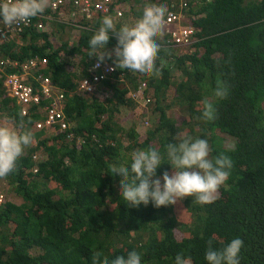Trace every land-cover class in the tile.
Here are the masks:
<instances>
[{
	"label": "trees",
	"instance_id": "obj_1",
	"mask_svg": "<svg viewBox=\"0 0 264 264\" xmlns=\"http://www.w3.org/2000/svg\"><path fill=\"white\" fill-rule=\"evenodd\" d=\"M171 1L193 32L178 45L165 24L157 40L161 75L116 68L113 52L105 59L114 71L90 96L77 90L79 80L93 82L91 66L99 60L88 55L90 38L105 16L117 30L133 25L142 0H126L124 10L113 0L107 12L82 18L72 13L71 2L49 6L39 21L52 29H38L34 17L30 27L15 29L14 38L0 43V124L12 122L33 135L17 170L0 179V264H93L97 252L111 262L131 251L141 264H175L177 254L208 264L209 241L222 249L234 238L244 241L240 264H264V0ZM119 9L123 15L116 18ZM116 44L110 33L106 51ZM31 60L33 70L25 65ZM15 72L39 93L26 114H20L26 103L8 96L4 85L5 75ZM47 75L51 97L41 93L39 76ZM218 81L228 89L225 99L214 95ZM139 91L145 106L132 96ZM54 97L68 127L36 130ZM205 99L217 109L214 121L202 117ZM148 114L154 121L144 125L142 115ZM176 136L206 139L210 159L224 154L233 161L218 199L128 206L122 178L110 165L130 168L134 152L155 148L165 159L154 177L162 182L163 172L173 171L166 147L178 143ZM37 155L45 160L34 161Z\"/></svg>",
	"mask_w": 264,
	"mask_h": 264
},
{
	"label": "clouds",
	"instance_id": "obj_2",
	"mask_svg": "<svg viewBox=\"0 0 264 264\" xmlns=\"http://www.w3.org/2000/svg\"><path fill=\"white\" fill-rule=\"evenodd\" d=\"M102 2V7L98 8L95 2ZM113 0H88L75 2V0H0V28L3 36L0 34V43L5 39L14 38L15 29L21 30L24 26L32 25V18L38 19L36 27L51 28L50 25H42L39 21V15L47 7L55 8L62 3L71 2L74 6L72 13L88 16L92 12H107L109 4ZM138 3L142 15H139L133 25L124 24L118 30L111 16H105L102 24L89 40L90 52L88 55L96 56L99 60L92 63L93 82L88 79L78 81L77 90L90 96L94 87L102 84L114 71V65L107 62L105 56L116 57L115 67L121 70L128 69L132 72H139L148 76H160L161 68L157 66L156 61L161 51V45L157 42L158 38L163 36V29L167 25L166 32L170 33V38L175 44H185L193 32L191 25L182 24L183 18L179 13H175L173 8L176 6L171 3L160 5L163 0H142ZM205 2L210 0H204ZM118 8H125L126 0H119ZM156 2V4L154 3ZM148 3V4H145ZM198 3V2H197ZM116 11V18L123 15L122 10ZM172 13L175 19L167 22V16ZM52 29V28H51ZM183 30L188 31L186 35H181ZM176 35H173V33ZM110 33L116 37L117 44L109 52L106 51V45L110 39ZM183 36L182 40L177 41L176 37ZM36 64L35 60H31ZM34 65L30 67L33 70ZM111 70H106L110 69ZM31 70L27 72V75ZM17 75L27 85L31 86L39 99V93L35 87L23 80L17 73H8L5 75L4 82L9 75ZM49 75L47 77L39 76L41 93L45 97L52 96V87L49 84ZM50 77V76H49ZM47 82H44V79ZM51 78V77H50ZM38 79V77H37ZM5 85V84H4ZM47 87V91L43 89ZM8 96L16 98L5 85ZM214 95L218 99H225L228 96V89L223 82L218 81L214 90ZM17 99V98H16ZM18 100V99H17ZM23 104L24 102L17 101ZM38 101L26 102L22 107L20 114H26L28 104ZM53 104H47L43 107V113L35 121L36 130H47L48 128H57L62 131L68 127L66 118L57 106V97L53 98ZM49 110L59 114V120L54 123L47 122ZM203 119L214 121L217 118V109L214 104L205 99L203 102ZM24 121L21 119L20 126L23 127ZM64 125V126H63ZM175 139L178 143L168 142L166 147L167 161L173 171L169 175L168 171L163 172L161 178L156 177L157 169L165 163L164 157L159 150L149 148L134 152L131 156L130 168L125 164L119 166L110 165L113 174H119L121 180V196L127 201L130 207H139L141 204L147 206L150 202L154 207L169 206L176 204L178 200L186 197H192L197 203L210 204L218 199L219 189L227 181L230 170L233 167V161L227 155L221 154L214 160L209 158L210 147L208 141L203 138H193L191 136L178 137ZM33 142V135L30 131L19 132L14 129L12 122L0 124V179L6 178L17 170L19 159L22 157L25 148ZM34 142H36L34 140ZM229 150L235 151L234 146ZM45 155H37L34 161H44ZM244 241L240 238H234L222 249H214L209 241V247L205 253V259L208 264H240V252ZM101 253H95L93 264H141V257L136 251L128 253L127 257L117 256L109 262L107 257L100 259ZM175 264H191L190 258H185L183 254H177Z\"/></svg>",
	"mask_w": 264,
	"mask_h": 264
},
{
	"label": "built area",
	"instance_id": "obj_3",
	"mask_svg": "<svg viewBox=\"0 0 264 264\" xmlns=\"http://www.w3.org/2000/svg\"><path fill=\"white\" fill-rule=\"evenodd\" d=\"M78 1H83L84 3H88V0H75V2ZM107 1V0H104ZM96 7L101 8L102 7V2L98 1L95 2L94 4ZM175 19V15L170 13L167 18L166 21L167 22H172ZM188 33V31L183 30L182 32H180L181 35H186ZM0 34L1 36H3L1 28H0ZM173 35H176V33L174 32ZM183 36H178L176 37L177 41L182 40ZM45 61V60H43ZM27 68H30L32 65H34L33 61H30L29 65L25 64ZM106 70H111L110 69H106ZM48 80L45 78L44 82H47ZM5 85H7L8 89L10 90V92L13 93V95H15V97L21 101V102H32V101H38L37 98V94L34 92L33 88L29 85H27L25 82H23L19 76L17 75H9L6 79V81L4 82ZM43 89L45 90V92L47 91V87L43 86ZM59 114L55 113L53 110H49L48 116H47V122L48 123H54L56 121L59 120ZM64 126V125H63ZM4 195L0 194V204L3 201Z\"/></svg>",
	"mask_w": 264,
	"mask_h": 264
},
{
	"label": "rangeland",
	"instance_id": "obj_4",
	"mask_svg": "<svg viewBox=\"0 0 264 264\" xmlns=\"http://www.w3.org/2000/svg\"><path fill=\"white\" fill-rule=\"evenodd\" d=\"M132 96H134L133 98L137 100L136 102H137L138 105H140V106H145L146 105L147 102L144 99H142V93L140 91L136 92V93L135 92L132 93ZM173 108L175 109L176 112L178 111L176 106H174ZM149 115H152V114H148L146 116L142 115V119L141 120H142L144 125H150L154 121V117L149 116ZM161 183L163 184V181Z\"/></svg>",
	"mask_w": 264,
	"mask_h": 264
},
{
	"label": "bare ground",
	"instance_id": "obj_5",
	"mask_svg": "<svg viewBox=\"0 0 264 264\" xmlns=\"http://www.w3.org/2000/svg\"><path fill=\"white\" fill-rule=\"evenodd\" d=\"M3 202V201H2Z\"/></svg>",
	"mask_w": 264,
	"mask_h": 264
}]
</instances>
